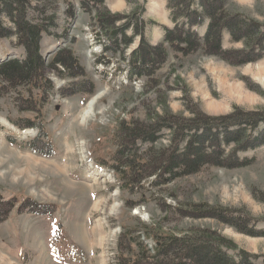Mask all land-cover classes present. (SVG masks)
Returning a JSON list of instances; mask_svg holds the SVG:
<instances>
[{
	"label": "rangeland",
	"instance_id": "obj_1",
	"mask_svg": "<svg viewBox=\"0 0 264 264\" xmlns=\"http://www.w3.org/2000/svg\"><path fill=\"white\" fill-rule=\"evenodd\" d=\"M26 2L30 20L44 23L54 13L55 25L48 26L40 39L52 88L44 99L39 89L29 94L20 86L0 94V253L8 262L118 264L121 250L128 255L118 245L123 233L131 230V239L137 236L150 247L154 238L145 234L146 228L150 233L189 232L201 241L219 239L230 254L243 251L251 264H264V236L240 231L221 219L237 213L248 230L264 231V146L240 154L249 158L247 164L237 165L240 162L233 159L234 166L208 165L166 182L152 174L133 190L122 188V177L112 168L120 166L115 161V136L125 122L147 125L161 116L171 124L198 116L223 122L264 111V85L246 69L264 65V55L245 59V49L249 51L253 41L232 42L224 33L226 57L211 50L172 51L150 78L127 79L118 54L101 51L100 44L107 42L96 38L103 35L93 23L95 11H84L79 0ZM219 4L229 22L236 16L255 23L251 29L264 25V0ZM101 8L109 19L120 18L116 25L136 18L143 8L142 18L154 22L144 27L152 45L163 40L162 25L173 26L167 0H104ZM0 17L13 29L5 15ZM62 48H69L84 67L85 77L94 84L91 93L71 92L72 80L60 75L59 65L50 67ZM0 54L22 58L24 51L15 35L0 39ZM98 57L107 62H98ZM96 95L82 119L86 104ZM208 102L218 107L208 108ZM29 104L32 108H27ZM41 131L50 141V154L35 153L26 145ZM169 137L168 129L160 130L150 144L163 153L169 149ZM138 145L141 150L149 146ZM96 199L99 206L94 210ZM129 248L137 250L131 241Z\"/></svg>",
	"mask_w": 264,
	"mask_h": 264
},
{
	"label": "trees",
	"instance_id": "obj_2",
	"mask_svg": "<svg viewBox=\"0 0 264 264\" xmlns=\"http://www.w3.org/2000/svg\"><path fill=\"white\" fill-rule=\"evenodd\" d=\"M79 1L82 2L84 11L96 12L93 23L103 35L96 38L98 42L103 38L107 42L105 45L100 44L101 51L109 50L118 54L127 79L150 78L166 62L172 51L188 54L197 50L203 53L211 50L226 57L229 50L222 46L224 33L229 35L232 42L253 41V47L248 48L249 51L245 49L244 53L248 56L245 59L264 55V25L256 26V30L251 29L255 23L251 25L236 16L229 22L222 15L220 0H167L173 26L162 25L163 40L155 45L150 44L144 35V27L154 22L142 18L143 8L136 12V18H128L116 25L120 18L107 17V11L101 8L104 0ZM26 6V0H0V16L5 15L13 24V29L8 28L0 19V39L15 35L16 44L22 46L24 51L22 58H10L0 63V94L20 86L25 87L29 94L32 89H39L41 99H44L51 90L52 83L47 77L40 53V39L41 33L46 32L48 26L55 25L54 13L45 17L46 23H38L27 17ZM254 33H258L259 37ZM136 37L137 45L125 54V48ZM72 54L69 48H62L53 56L50 67L57 69L59 65L60 75L72 80L71 92L91 93L94 84L85 77L84 67ZM97 61L107 62L102 57H98ZM31 104L27 108H32ZM222 120L198 116L171 124L161 116L147 125L123 123L115 136V161L120 166H112L119 172V177H122V188L133 190L141 179L152 174L156 176L154 179L166 182L181 175L195 173L208 165L234 166L233 159L240 162L237 165L247 164L249 158L241 157L240 154L264 146V111L238 116L234 121ZM163 129H168L170 137L167 145L169 149L161 153L150 143L157 139L158 133ZM36 136L35 140H29L26 144L28 148L35 153L50 154V141L44 131ZM139 143L149 146L141 150ZM46 150L48 151L45 152ZM221 219L240 231L264 236V231L248 230L244 225L246 220L238 217L237 213L233 218ZM130 231L126 230L119 239L120 250H127L128 255L124 256V251L121 250L118 264H187L190 261L193 264H251L247 260L251 258L248 254L243 251H236L235 256L230 254L226 250L230 248H225L223 241L219 239L201 241L191 237L189 232L150 233L145 228V234L154 238L151 246L147 247L146 242L139 241L137 236L131 239ZM129 241L137 248L136 251L129 248Z\"/></svg>",
	"mask_w": 264,
	"mask_h": 264
},
{
	"label": "bare ground",
	"instance_id": "obj_3",
	"mask_svg": "<svg viewBox=\"0 0 264 264\" xmlns=\"http://www.w3.org/2000/svg\"><path fill=\"white\" fill-rule=\"evenodd\" d=\"M120 6V5H119ZM133 43V42H132ZM137 43H138V38H137V40L135 41V45L132 47V49H134L135 48V46L137 45ZM100 48H101V46H100ZM131 49V50H132ZM0 56H4L3 54H0ZM249 72H251L252 74H253V76H254V78L259 82V83H261L262 85H264V65L263 64H257L256 66H255V68H253L252 66H248L247 68H246ZM125 72V71H124ZM98 95H96V96H93V98H91L89 101H88V105L86 104V106H85V110H84V112H83V115H82V119H84L86 116H88V114L90 113V108H91V105L93 104V102H94V100H95V97H97ZM90 102V103H89ZM207 106H208V108H215V107H218L216 104H214L213 102H208V104H207ZM33 139H35V138H31L30 139V141L31 140H33ZM29 141V140H28ZM82 152H83V150H82ZM83 154V160L85 161V155H84V152L82 153ZM53 166L55 167V169H57L58 170V166L56 165V164H53ZM95 172H97V171H95ZM94 172V173H95ZM85 173H87V172H84V174ZM99 173V172H98ZM87 175V174H86ZM108 175V174H107ZM104 176L105 178L104 179H107V177L109 176ZM94 175H92V178L94 179V180H96L97 179V177H96V175L93 177ZM98 176V175H97ZM85 177V176H84ZM68 185H70V184H68ZM67 186V185H66ZM73 185H70V187H72ZM98 199V198H97ZM96 199V200H97ZM94 201L93 203H94V205H93V209L94 210H97V208H98V206H99V201L97 200V201ZM82 239L83 240H85V242H87V239H86V236L85 235H82ZM105 239H106V237L102 240V241H105ZM253 243H256L255 241L253 242ZM102 244H104V242L103 243H101V245ZM0 264H11V262H8V260L5 258V256H3L1 253H0Z\"/></svg>",
	"mask_w": 264,
	"mask_h": 264
},
{
	"label": "water",
	"instance_id": "obj_4",
	"mask_svg": "<svg viewBox=\"0 0 264 264\" xmlns=\"http://www.w3.org/2000/svg\"><path fill=\"white\" fill-rule=\"evenodd\" d=\"M9 55V54H8ZM10 57H8L7 55L6 56H4V57H0V63L1 62H3V61H5V60H7V59H9Z\"/></svg>",
	"mask_w": 264,
	"mask_h": 264
}]
</instances>
